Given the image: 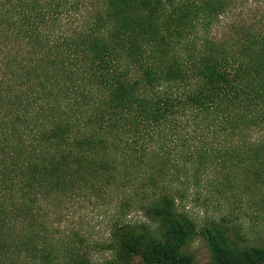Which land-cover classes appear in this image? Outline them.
<instances>
[{"label":"trees","instance_id":"obj_1","mask_svg":"<svg viewBox=\"0 0 264 264\" xmlns=\"http://www.w3.org/2000/svg\"><path fill=\"white\" fill-rule=\"evenodd\" d=\"M93 1L0 0V264L51 254L40 199L113 190L116 264H197L186 247L198 235L208 264H264V247H238L223 221L197 231L179 212L205 187L243 185L264 202V35L198 47L194 28L221 0ZM69 8L85 10L80 27L64 22ZM134 210L146 221H123ZM74 239L64 262L86 264Z\"/></svg>","mask_w":264,"mask_h":264},{"label":"rangeland","instance_id":"obj_2","mask_svg":"<svg viewBox=\"0 0 264 264\" xmlns=\"http://www.w3.org/2000/svg\"><path fill=\"white\" fill-rule=\"evenodd\" d=\"M75 1L80 2V0H72L71 6ZM161 1L169 9L171 4L186 1L200 3L206 0ZM221 1L223 9L217 18L194 28L192 38L198 47L201 48L204 41L209 40L233 48L241 38L254 34L264 35V0ZM88 4L95 6L99 4V0ZM67 11L68 13L64 15L67 27L73 29L80 27L78 24H81V20L77 15L80 12L83 16L85 10L75 11L69 8ZM183 133H191V128ZM240 177H244L243 181L246 183L245 176L240 175ZM240 187L236 195L229 196L231 192H226L225 197L213 194L207 187L193 190L180 205L179 212L195 222L197 231L214 221H223L230 228L229 235L238 247H264V202L260 199L258 189H250L243 185ZM120 198L121 194L113 190L102 197H95L89 193L82 194L64 204H57L52 200L48 203L47 200L40 199L37 209L43 217L38 220L37 230L42 234L48 231L47 246L52 248L51 254L37 252L26 256L12 252L15 255L2 258V261L4 260L5 264H65L66 244L74 239L72 235L78 234V240L85 243L83 251L86 252V264H116L115 254L107 248V245L113 226L119 219L117 202ZM123 221L140 224L146 220L142 213L134 210L128 212ZM16 237L14 238L18 240ZM74 240L78 241L77 238ZM186 250L194 256L197 264H208L210 251L201 235H198ZM138 262L137 257L134 263Z\"/></svg>","mask_w":264,"mask_h":264}]
</instances>
